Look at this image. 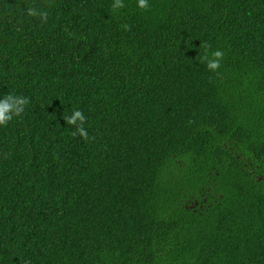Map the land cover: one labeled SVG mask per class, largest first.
I'll return each mask as SVG.
<instances>
[{
    "label": "trees",
    "instance_id": "1",
    "mask_svg": "<svg viewBox=\"0 0 264 264\" xmlns=\"http://www.w3.org/2000/svg\"><path fill=\"white\" fill-rule=\"evenodd\" d=\"M124 2L0 0V264H264V0Z\"/></svg>",
    "mask_w": 264,
    "mask_h": 264
},
{
    "label": "clouds",
    "instance_id": "2",
    "mask_svg": "<svg viewBox=\"0 0 264 264\" xmlns=\"http://www.w3.org/2000/svg\"><path fill=\"white\" fill-rule=\"evenodd\" d=\"M136 6L139 9L147 10L150 7V0H136ZM112 7L114 10H119L125 7L124 0H113ZM28 15H40L41 18H46V13H37L34 9H28ZM224 53L221 50H215L210 53L206 52L201 60L206 62V67L209 71L215 72L220 68ZM29 101L26 97L16 94H6L0 97V127L6 126L14 117L20 116L25 111V106ZM66 123L75 127L76 131L73 135L88 139V132L85 127L86 116L81 110H73L66 118Z\"/></svg>",
    "mask_w": 264,
    "mask_h": 264
}]
</instances>
